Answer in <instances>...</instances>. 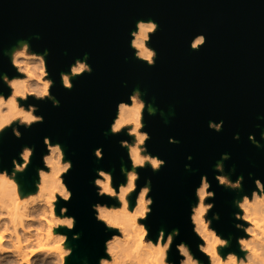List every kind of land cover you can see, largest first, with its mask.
I'll list each match as a JSON object with an SVG mask.
<instances>
[{
  "label": "water",
  "instance_id": "water-1",
  "mask_svg": "<svg viewBox=\"0 0 264 264\" xmlns=\"http://www.w3.org/2000/svg\"><path fill=\"white\" fill-rule=\"evenodd\" d=\"M140 20L160 26L150 44L159 57L154 68L135 59L130 47L131 32ZM201 34L207 43L195 52L190 44ZM19 41H28L34 53H48L55 82L52 94L60 107L30 97L27 103L39 108L36 114L45 122L31 130L20 128L21 139L9 129L0 155L3 168L11 172L12 160L19 159L25 146L35 150L30 168L17 175L24 188L34 191L37 170L44 167L42 157L47 154L44 138L63 146L74 166L65 177L74 196L68 204L60 201L57 214L67 207L77 221L75 233L61 230L74 250L69 264H98L105 255V241L118 234L95 218L93 205L111 207L117 202L100 198L94 180L97 170H103L113 175L117 189L126 181L121 168L130 170L131 162L120 142L132 138L126 132L114 136L110 127L117 105L130 103L135 89L156 109L155 115L145 113L149 152L167 164L159 173L150 166L140 170L139 186L150 179L155 201L146 222L149 238L156 241L161 230L168 234L179 229L170 254L175 264L180 259L175 245L181 242L208 264L198 250L202 241L190 219L196 189L206 175L216 193L207 202L214 203L213 213L220 215L212 227L231 242L223 254L243 255L237 237L244 233L235 228L234 213L239 209L234 201L251 195L256 179L264 182V0H0V94L5 97L10 89L2 76H19L8 55ZM85 55L93 73L74 79V89L67 91L60 74L70 73V66ZM210 121H223V130H211ZM237 134L239 141L234 139ZM252 135L261 148L249 140ZM170 138L179 143H169ZM97 149H103L104 159L96 158ZM225 153L231 156L224 162L225 171L233 182L244 177L243 192L225 189L215 179L220 175L215 166ZM135 199L133 194L131 201ZM74 234L80 240H72Z\"/></svg>",
  "mask_w": 264,
  "mask_h": 264
},
{
  "label": "clouds",
  "instance_id": "clouds-1",
  "mask_svg": "<svg viewBox=\"0 0 264 264\" xmlns=\"http://www.w3.org/2000/svg\"><path fill=\"white\" fill-rule=\"evenodd\" d=\"M159 27L154 21L140 20L136 23V30L131 32L130 47L135 59L150 68L156 67L159 58L156 50L150 47ZM20 43L23 47H17L10 53L11 64L19 76H2V82L11 89V94L8 97L0 95V144L9 129L17 139H21L23 134L20 128L31 130L34 125L45 122L43 116L36 114L39 108L27 103L30 97L41 102L51 101L54 107H60L59 100L52 94L55 82L50 78L48 70V53H34L30 44L24 41ZM206 43V36L201 34L192 40L190 47L199 52ZM87 60V55L83 60L77 59L70 66V73L60 74L62 85L67 91L74 89V79L86 74L92 75L93 69ZM143 96L144 93L135 89L128 98L130 103L121 101L110 127L112 135L119 136L126 132L132 138L131 142H120L121 147L128 150L131 162V170L125 166L121 168L126 183L120 184L117 190L113 175L103 170H97V178L94 180L100 198L107 197L121 205L119 208L100 203L93 205L97 222L110 231L120 233L105 241V255L99 258L98 264H175L170 254L175 239L180 236L179 229H173L168 234L161 230L157 240L153 241L149 238L150 231L146 224L155 201L151 196L150 179L145 182V186H139L140 170L150 166L153 172L159 173L167 164L158 156H153L147 147L151 136L143 131L146 127L145 113L152 116L156 110L146 103ZM209 128L219 133L224 123L210 121ZM234 139L239 141L240 136L237 134ZM249 140L255 147H262L254 135L249 136ZM169 143L178 144L179 141L170 138ZM44 145L47 154L42 157L44 167L37 170V192L27 197L22 196L17 175L30 168L35 150L25 146L19 159L12 160L11 172L3 168L4 161L0 155V264H69L74 255V250L68 247L69 236L58 230L66 229L75 233L77 221L68 215L67 207H61L57 214L60 201L68 204L73 200L74 194L66 184L65 177L74 166L67 159L61 144H53L51 138L45 137ZM95 156L98 160L104 159L103 149H97ZM188 159L191 161L192 157ZM230 159L229 154H222L215 166V171L220 175H216L215 179L225 189L243 192L244 177L239 176L233 182L225 171L224 162ZM186 170L191 171L190 165L186 166ZM232 172L235 173V168ZM211 188L208 177L203 176L196 189L197 203L191 207L193 232L202 241L198 245L199 252L207 257L208 264H264V182L256 179L255 190L251 195L245 194L242 199L234 201L235 207L239 209L234 213L237 222L235 228L244 233L237 237L242 256L235 252L223 254V250L231 247V242L212 227L214 221L220 220V215L213 213L215 204L207 202L216 197ZM133 194H136L135 206L130 210ZM80 238L79 234L71 237L75 241ZM175 248L179 253V264H202L186 243L176 244Z\"/></svg>",
  "mask_w": 264,
  "mask_h": 264
},
{
  "label": "bare ground",
  "instance_id": "bare-ground-1",
  "mask_svg": "<svg viewBox=\"0 0 264 264\" xmlns=\"http://www.w3.org/2000/svg\"><path fill=\"white\" fill-rule=\"evenodd\" d=\"M152 21V20H151ZM21 41H19L18 42V44L16 45V46H14L11 50H15V48H17V47H23V45L20 43ZM24 42H27L28 44H29V42L28 41H24ZM13 50V51H14ZM12 52V51H11ZM40 55H45V54H40ZM10 60H11V57H10ZM20 78H23V77H20ZM10 94H11V89H10ZM0 95H2V94H0ZM150 106H152V105H150ZM153 107V106H152ZM154 108V107H153ZM156 110V109H155ZM127 152H128V150H127ZM23 163V161L21 162V164ZM131 170V169H130ZM126 178V177H125ZM18 180V183L20 184V187H21V192H22V196L23 197H27L28 195H30V194H35L36 192H37V188H36V185L39 183V176H38V178H37V180L35 181V190L33 191H31V190H27L26 188H24V185H23V182H22V179L20 178V179H17ZM125 183H126V181H125ZM118 190V189H117ZM22 197V198H23ZM121 206V205H120ZM119 206V207H120ZM135 206V204L132 202V205L130 206V210H132V207H134ZM118 207V208H119ZM59 215V214H58ZM61 230H63V229H59L58 231L59 232H61ZM85 264V263H84Z\"/></svg>",
  "mask_w": 264,
  "mask_h": 264
},
{
  "label": "rangeland",
  "instance_id": "rangeland-1",
  "mask_svg": "<svg viewBox=\"0 0 264 264\" xmlns=\"http://www.w3.org/2000/svg\"><path fill=\"white\" fill-rule=\"evenodd\" d=\"M20 48H22V47H20ZM16 49V48H15ZM11 53V52H10ZM10 53L8 54V55H10ZM47 170V169H46ZM242 199V198H241ZM116 201V200H115ZM117 202V205L115 206V207H119L120 206V204L118 203V201H116ZM134 204H135V202H133ZM114 206V205H113ZM120 233L118 232V234L117 235H119ZM68 247H70V245L68 244Z\"/></svg>",
  "mask_w": 264,
  "mask_h": 264
}]
</instances>
